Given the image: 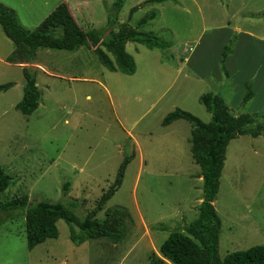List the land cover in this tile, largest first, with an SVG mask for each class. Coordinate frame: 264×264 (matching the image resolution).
I'll list each match as a JSON object with an SVG mask.
<instances>
[{
  "label": "rangeland",
  "instance_id": "obj_1",
  "mask_svg": "<svg viewBox=\"0 0 264 264\" xmlns=\"http://www.w3.org/2000/svg\"><path fill=\"white\" fill-rule=\"evenodd\" d=\"M146 1L124 0L114 29L136 27L155 10L156 18L139 29L161 36L169 47L128 42L137 62L133 75L110 71L88 45L41 48L33 62L17 63L21 67L0 59V85L13 83L0 90V165L13 177L5 198L26 194L29 203L62 201L83 219L133 155L121 186L96 215L103 219L106 209L125 207L131 220L122 241L77 245L61 219L59 237L30 250L25 209L6 210L0 212V264H149L153 252L162 256L161 245L173 229L198 217L204 196L202 169L191 151L193 125L185 119L163 125V118L180 107L210 122L212 113L199 97L214 91L233 114L264 122V0H198L202 9L193 0ZM7 2L28 29L66 2L79 25L90 30L107 27L115 0ZM8 40L14 47L0 24V56L9 51ZM25 66L36 70L42 92L30 115L16 108ZM249 89L255 95L245 102ZM214 204L223 221L222 258L264 244V132L231 140Z\"/></svg>",
  "mask_w": 264,
  "mask_h": 264
},
{
  "label": "trees",
  "instance_id": "obj_2",
  "mask_svg": "<svg viewBox=\"0 0 264 264\" xmlns=\"http://www.w3.org/2000/svg\"><path fill=\"white\" fill-rule=\"evenodd\" d=\"M167 1L176 0H147L146 3ZM123 4L124 0H115L104 32L105 29L82 28L66 2L60 3L35 29H28L19 21L16 10L0 1V23L14 43V50L8 61L33 62L41 48L72 51L88 45L95 47L99 61L107 69L133 75L137 71V62L127 50L128 42L164 49L169 44L161 36L139 29L156 18L155 10L146 14L136 27L123 24L119 29H114ZM138 8L139 6L132 8L131 13ZM23 70L26 78L24 94L16 108L24 115H30L39 107L42 92L37 84L36 70L26 66ZM12 85V82L2 84L0 90ZM253 96L254 92L249 89L244 101L247 102ZM199 101L212 113L210 122H205L180 107L169 112L162 120L163 125L179 119H185L193 125L191 151L202 169L204 187L198 217L184 228L173 229L161 245L162 256L153 252L149 264H264V244L229 252L224 258L220 256L219 241L223 221L214 204L220 190L229 143L240 135L260 136L264 132V122L249 113L233 114L225 98L214 91L202 93ZM132 158L133 155L124 159L114 185L102 194L97 205L83 219L79 218L72 204L62 201L41 200L29 203V195L26 194L13 199L5 198V191L11 185L13 177L0 165V212L25 209L27 247L30 250L49 238L59 237L57 223L61 219L69 224L70 239L77 245L98 239L118 243L124 239L128 221L131 220L129 211L125 207L115 206L106 209L103 219H98L96 215L121 186ZM70 185L69 181L64 183L65 194L70 190Z\"/></svg>",
  "mask_w": 264,
  "mask_h": 264
},
{
  "label": "crops",
  "instance_id": "obj_3",
  "mask_svg": "<svg viewBox=\"0 0 264 264\" xmlns=\"http://www.w3.org/2000/svg\"><path fill=\"white\" fill-rule=\"evenodd\" d=\"M1 2H3V3H5V4H7L8 2H7V0L6 1H4V0H0ZM194 1V3L195 4H197V6L200 8V9H202V4L201 3H198V0H193ZM251 1H254V0H251ZM228 3V2H227ZM9 4V3H8ZM259 10H264V8L263 9H259ZM261 11H259V12H256V13H253L254 15L255 14H258V13H260ZM252 14V15H253ZM1 24V23H0ZM2 26V25H1ZM3 27V26H2ZM4 30V29H3ZM240 31H241V29H239ZM239 30H238V32H239ZM246 32L248 33V34H250L251 36L253 35V32H252V30H246ZM7 36V35H6ZM8 37V36H7ZM9 38V37H8ZM3 40H5V38L3 39ZM9 41V40H8ZM13 42V41H12ZM14 44V43H13ZM4 47H9V51H7L6 53H4V55H1L0 56V59L1 60H3V61H5L7 64H9V65H11V64H13V65H17V66H20L21 67V65L20 64H17V63H11V62H9L8 61V57H9V55L12 53V51L14 50V47H12V43H11V41H9V44H7V46L6 45H4ZM188 58V57H187ZM226 59H225V62H230L231 60V56H227V57H225ZM233 61V60H232ZM206 68H208L209 69V67L207 66ZM225 70H226V72H227V74H229V67H225ZM17 84L18 85H21L22 84V81L21 82H17ZM38 84V83H37ZM255 95V94H254ZM226 100V99H225ZM178 121V120H177ZM174 122H176V121H174ZM173 122V123H174ZM173 123H171L170 125H173ZM192 147V146H191ZM202 179H203V175H202ZM203 200V199H202ZM202 202V201H201Z\"/></svg>",
  "mask_w": 264,
  "mask_h": 264
}]
</instances>
